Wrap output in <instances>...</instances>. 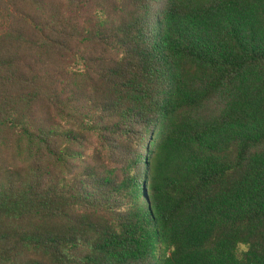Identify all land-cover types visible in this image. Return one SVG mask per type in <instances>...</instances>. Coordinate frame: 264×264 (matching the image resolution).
<instances>
[{
    "label": "trees",
    "instance_id": "1",
    "mask_svg": "<svg viewBox=\"0 0 264 264\" xmlns=\"http://www.w3.org/2000/svg\"><path fill=\"white\" fill-rule=\"evenodd\" d=\"M0 264H264V0H0Z\"/></svg>",
    "mask_w": 264,
    "mask_h": 264
},
{
    "label": "clouds",
    "instance_id": "2",
    "mask_svg": "<svg viewBox=\"0 0 264 264\" xmlns=\"http://www.w3.org/2000/svg\"><path fill=\"white\" fill-rule=\"evenodd\" d=\"M81 71L83 69L81 68ZM161 248L164 250V255L166 258L171 257V253L175 251V246L170 245L167 246L166 249H164V246L161 245ZM251 244L243 241H237L235 243L234 251H233V256L236 260L242 261L244 259V255L250 251Z\"/></svg>",
    "mask_w": 264,
    "mask_h": 264
}]
</instances>
